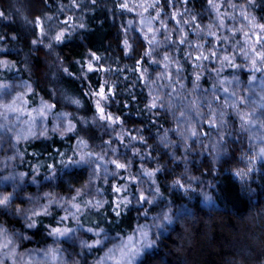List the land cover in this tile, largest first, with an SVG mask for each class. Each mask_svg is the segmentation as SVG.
I'll return each instance as SVG.
<instances>
[{
    "label": "trees",
    "instance_id": "1",
    "mask_svg": "<svg viewBox=\"0 0 264 264\" xmlns=\"http://www.w3.org/2000/svg\"><path fill=\"white\" fill-rule=\"evenodd\" d=\"M123 3H127L131 11L122 8ZM142 4L155 5L146 11V16L155 23L152 31H133L129 27V21H133L131 25L138 24L140 14L134 8ZM212 4L219 6L218 11ZM212 4L209 0H95V3L93 0H0V13L3 14L0 16V49L6 50L0 52V56L7 60V66L4 64L2 68L0 65V85L10 86L16 81L24 83L28 92L24 93L22 102L29 106L30 111H36L45 103L53 105L44 125L49 130L54 127L52 119L63 111L72 113L70 120L76 125L75 131L67 132L64 139L51 131L50 140L44 137L36 139L33 134L27 135L26 140L17 139L12 133L1 131L0 146L3 152H0V168L4 170L0 172V196L14 198L10 208L0 207V226L20 234L17 237V253H42L46 255L43 264H56L58 261L49 263L51 258L48 251L55 250L58 240H61L65 251L69 253L64 261L69 260L71 264L75 261L80 264H93L98 261L100 249L97 246L95 249L91 248L92 252L82 246L83 243L91 244L96 239L92 233L86 231L88 226L104 227L109 237H127L144 222L151 224V216L165 207V203L149 207L144 201L145 208L150 213L149 219L144 220L137 219V211L132 205L124 208L120 203L121 196L128 195L124 189L126 184L130 186L135 198L141 194L138 186L142 181H147L149 188L155 187L147 175H137L147 168L148 171L155 172L156 183L162 189L167 188L166 200L174 203L177 223L167 236H161L157 240L144 264H257L259 257L264 256V163L257 157V147L251 139L249 129L241 128L238 115V112H252V108H256L255 114L260 113L261 120H264L261 115L264 107L261 108L255 103L261 100L260 92H251L249 89L250 86L255 89L253 81L249 83L251 77L258 75L255 79H264V70L251 71L252 65L245 59L247 52L249 57L257 59L256 66L261 63L251 52L250 46L255 47L257 52L264 51V31L258 27L253 28L249 19L255 18L256 24L264 25V0H212ZM157 12L160 15L155 20ZM245 15L249 19H245ZM48 16L52 19L47 20ZM69 17L72 20H68ZM221 20L223 28L220 27ZM81 23L84 27H79ZM208 25L212 26L215 36L206 35ZM73 27L75 32L72 31ZM196 28L201 29L199 36L194 31ZM169 30L170 40L166 38ZM60 32H64L63 42L53 43V49L59 53L58 56L50 55L52 49L44 48V44H32V40H43L46 44L50 36ZM225 36L229 37L227 41L223 39ZM126 37L131 46L127 55L124 47ZM243 37L249 43L247 50L242 48ZM257 37L260 39L257 40ZM181 40L184 42L181 43ZM198 45H203V48ZM165 55L181 61L184 72L180 82L185 84L184 95L188 100H198L202 112L200 117L194 112L189 113L199 133L189 141L193 151L186 154L182 147L183 140L177 132L168 133L166 142H175V156L181 157L180 160H175L170 149H165L163 143L157 142V137L162 136L165 129L180 130L187 127L183 117L179 118V122L175 119L182 106L180 99L173 101L176 107L171 111L167 107L157 106L149 112L147 108L152 102L148 81L154 80L156 74L163 70V63L156 61H163ZM198 56L208 59L198 60ZM224 56H228L239 67H225L221 78L239 76L238 82L233 81L229 93L239 84L240 98H243L244 103L239 104L234 114L227 108V127L221 149L227 146L228 153L225 155L221 151L218 172L212 174L209 171L213 156L212 143L221 130L219 110H222L221 106L226 100L232 99L229 93L216 87V69L220 67L218 61ZM61 64L67 67L72 73L71 76L63 72ZM89 64L92 65V70H89ZM197 65L203 68L202 73ZM146 69L147 76L144 75ZM194 69L197 70L194 72ZM175 72L176 69L172 68L168 72V80H161L160 84L172 81ZM197 76L200 77L197 81L200 87L194 94L189 95ZM101 89L104 90L103 97L99 95ZM126 89H131V94ZM163 92L166 97L170 93L175 95L172 88H165ZM213 93L215 98L212 99V108L218 111L215 126H210L213 115L205 97L212 98ZM65 96L81 99L84 108L77 109L74 104L67 103ZM98 103L104 109L105 116L111 114L115 120L119 117V122L112 127L108 126L107 119L85 125L80 117L89 120L93 116L98 117ZM60 120L63 121V117ZM62 126H65L64 123ZM16 128L14 131L18 130ZM122 129L127 133L123 140L118 135ZM39 132L37 129L32 133L39 135ZM20 133L21 136L27 134ZM138 136H144V141L139 138L132 140V137ZM80 140L86 141L87 147H78ZM13 144L15 147L11 146ZM109 145L117 148L118 153L105 152ZM17 149L24 153V162L20 163L17 156L16 161L8 163L15 165V171L25 172L26 181L39 169V187L29 185L25 189L26 195L41 197L39 204L47 203V198L42 196L47 191L56 199L63 197L83 207L85 199L97 195V187L101 189L100 195L109 200V204L102 210V214L92 213L94 222L91 224L86 222L85 216H81L83 228L78 227L72 218L60 222L59 218L65 213L55 204L52 205L51 217L41 214L36 217V229L25 228L22 217L16 214V209L32 208L36 202L21 197L22 194L16 190L18 181L3 179L13 170L4 167L5 158L16 154ZM134 149H139L140 155H136ZM84 152H95L97 156L103 154L104 160L115 158L126 167L117 169L114 164H108V172L119 171V176L108 175L107 184L103 181L105 165L100 160L95 165L75 166V170L70 166L64 173L65 179L55 184L44 180L53 171L57 176L61 175L62 160L68 157L77 159L75 154ZM185 155L189 157L187 167L191 175L200 176L204 182L212 180L216 183L215 206L210 209L204 206L200 190L211 189H207L204 183L189 185L186 183L187 176L182 175L185 171L182 158ZM128 161H131V175ZM252 163L254 168L251 179L245 182L242 175L237 176L235 173L248 171ZM158 164L163 171H156ZM96 167L101 169V179L92 184L89 181ZM169 179L178 180L188 191L172 188L168 184ZM78 188L82 195H77ZM116 188L121 191L116 192ZM191 188H196L197 191L193 192ZM142 194L147 197L150 193ZM73 197L76 199L73 200ZM117 211H120L119 217L116 215ZM57 227H67L75 231L59 238L48 235ZM24 235L31 239H23ZM153 239H156L155 234ZM17 259L20 257L17 256ZM4 264H13V261Z\"/></svg>",
    "mask_w": 264,
    "mask_h": 264
},
{
    "label": "clouds",
    "instance_id": "2",
    "mask_svg": "<svg viewBox=\"0 0 264 264\" xmlns=\"http://www.w3.org/2000/svg\"><path fill=\"white\" fill-rule=\"evenodd\" d=\"M235 7V6H233ZM25 19H27V17H25ZM47 20H51L52 17L48 16L46 17ZM192 19H194V17H192ZM255 19V18H254ZM29 23H31V21H29ZM38 23V21H37ZM131 26V24H129V27ZM79 27H84V24L81 23L79 25ZM220 27L223 28V20L220 21ZM75 27H73L72 31L75 32ZM182 30V29H181ZM239 30V29H238ZM170 31L169 30V35L166 37L167 39L170 40ZM194 31H196L197 35L199 36L201 33V29L196 28L194 29ZM61 33V32H60ZM64 33V32H63ZM211 33H215L212 29L211 25L207 26V32L206 35H210ZM56 36H50L49 37V42L48 43H44L43 40H32V44L35 45L38 42L41 44H44V48L46 49H52V52L50 53V55H56L58 56L59 53L56 52L53 49V43L54 42H58L56 40ZM71 38V36H69V39ZM223 39L225 41H227L229 39V37L225 36L223 37ZM34 41V43H33ZM127 42V44L124 43V47H125V55H127L130 51H131V46L128 43V38L126 37L124 42ZM59 42H63L62 40ZM152 42H155V37H153ZM203 48V45H201V49ZM145 55H149L148 53H145ZM190 59V57H188ZM251 58V57H249ZM156 63H163L164 68L161 72H158L155 76L154 80H149L148 81V88H149V95L152 98V102L150 103V105L147 106L148 111L151 112L152 108L151 105L153 104V102H155L156 106L161 107V108H165L167 107L168 111H171L173 108L176 107V105L173 103V101L176 98H179L182 106L180 111L176 114V121L179 122V118L183 117L184 118V123L187 125V127H182L180 130L177 129H165L163 132L162 136H158L157 137V142L158 143H163V147L165 149H170V154L174 157L175 160H180L181 157H177L175 156V142H162L164 138H167L168 141V133L170 131H176L177 135L181 137V139L183 140V149L184 152L187 154L191 151H193V149L190 146V139L191 134H190V130L195 128L196 129V124L193 122L192 120V116L189 114L190 112H194L195 115L197 117L202 116V112L199 108V101L198 100H188L187 97L184 95V90H185V84L180 82V78L183 77V72H184V68L181 64V61L179 59H175L173 60L171 57H169L168 55L164 56L163 61H156ZM218 64L220 65V67H218L216 69V77H217V84L216 87L222 88V90L224 91V89H227L228 92L231 89L232 83L233 81H239V76H233L231 79H229L228 77H222L221 78V72L223 71V69L225 67H233L231 64L227 63L225 64V62L222 60L218 61ZM61 67H63V65L61 64ZM125 67H128V65H125ZM175 68L176 72L172 78V81H169L166 84H160L161 80H168V72L172 69ZM258 69L260 70H264V62H261L259 66H257ZM197 69H199L201 71V73L203 72V68L200 65H197ZM197 69H194L193 71L195 72ZM63 72L66 73L68 76H71L72 73L68 71L67 67H63ZM259 72V71H256ZM145 76L148 75L147 69L145 70L144 73ZM199 77V76H197ZM193 81V88L188 92L189 95H192L195 93L196 89L198 87H200V85L197 83V81L200 79H197ZM255 77V75H253V77H251L249 83H251V80H254L253 78ZM108 81H106L107 83ZM173 84H175V88H173ZM227 84V87L225 86ZM29 88H31V85H29ZM165 88H172L173 92L175 93V95L173 96L171 93L169 94L168 97H166L164 95L163 89ZM126 91L131 94V89H126ZM225 92V91H224ZM234 92L235 96L232 97L231 101H225L221 108L222 110H219V123L221 125V130L219 131V136L218 138H214V142L212 143V147H213V156H212V163L211 166L209 168V171L212 174H216L218 172V167L217 165L219 164V160L218 157L221 154V151L227 155L228 153V148L227 146H224L223 149H221V145L224 144V134H225V128L227 127V121H226V115H227V108L231 107L234 110H238V106L240 104V87L239 84L237 85V88L234 90H231V93ZM53 95H55V93H53ZM89 95H91V93L89 92ZM171 97V98H169ZM215 98V93H213L212 98H208L205 97V99H208V107L210 109V111L212 112V115H214L216 117V112L218 111V109H213L212 108V99ZM64 100L67 103L70 104H74L76 106L77 109H82L84 108V102L79 99V98H75L72 96H65ZM262 100H264V96H262ZM161 101H163V103H161ZM2 103V102H0ZM232 105H236V107H232ZM53 107H51L50 109H48L49 113H51ZM252 112L253 114H255L256 112V108H252ZM111 115V114H110ZM72 116V113L67 112V111H63L57 114V122L54 125V127L49 130L47 127H42L39 135H36L35 133H33L34 138L39 139L40 137H44L45 139L50 140L51 136L49 135V131H51L52 133H58L60 136V139H64V136L68 131L69 128L73 129L72 132L75 131L76 129V125L71 123L70 117ZM3 117V123H0V129H4L9 133H12V136L14 138L19 137V139H27L28 137L25 136H21V133L19 130H15V120L10 121L8 119V111H5L2 114ZM63 117V121H61L59 118ZM19 117H16V120H18ZM81 121L87 125L88 123H92L95 124L97 122V120L100 121H104L105 118H101L100 114L99 116H93L89 119H85L84 117H80ZM109 121V120H108ZM119 122V117L116 118V123ZM215 122V121H214ZM61 123H64V127H61ZM11 125V126H10ZM113 123L111 121H109V127H112ZM142 131L141 130H138ZM119 138L121 140L124 139V136L127 135V133L122 129L120 131V133L118 134ZM199 133H197L196 136H198ZM137 138H139L141 141H144L145 137L144 136H138V137H132V140L135 141ZM78 143V147H79ZM12 147H15V145H11ZM110 151L113 154H117L118 153V149L115 147H112L111 145H109V147L107 149H105V152ZM134 152L136 155H140V150L139 149H134ZM87 153V152H84ZM92 156L88 157V163L87 164H76L74 158L72 157H68L71 158L74 163L72 165H68L66 163L67 159L62 160L65 161V163H63V169L61 170V175L57 176L56 172L53 171L51 172L50 175H46L44 177L45 181H50V183H57L59 180L61 179H65L64 173L67 169L71 167H73V169L75 170V166H79V165H95L97 160L103 161L104 162V168H103V172L105 173V175L103 176V181L105 184L108 183V175L111 176H119V171H112V172H108L107 169V165L108 164H112V161L116 160L115 158H109L107 160H104V155L101 154L99 156H97V154L95 152H91ZM17 156H19V160L20 163L24 162V153L19 151V149L16 150V154L12 155V156H7L5 158L4 161V167L5 168H12L13 170L10 171L9 173H7L3 179L5 180H15L18 181V186L16 188V190H18L22 195L21 197L23 199H28L29 201H35L36 205L32 208H28L26 210L21 209V208H17L16 209V214L20 215L23 219V224L24 227L27 229H36L38 227V222L36 217L40 216L41 214L45 215V216H49L51 217L53 215L52 212V205L55 204L58 208H61L64 210V215L61 216L59 218L60 222L66 221L69 219V217H71L75 222L76 225L80 228H83L84 225L81 224V220L80 217L81 216H85V220L88 224H91L94 222V217L92 216V213H101L102 214V210L105 208L106 205L109 204V200L100 195L101 193V189L100 188H95V192L97 193V195H94L91 197V199H85L83 201V207L79 206L78 208H74L73 204H76L72 201H68L65 200L63 197H60L59 199H56L52 193H49L47 191L42 193V196L44 198H47V203L45 204H39L38 201L41 197L39 196H30V195H26L25 194V189H27L29 187V185L31 186H36L39 187L40 181L37 180V176L39 175V169L35 170V175H33L29 180H25V177L27 176V174L23 171H15V165L14 164H10L8 162H12V161H16ZM143 158V157H142ZM185 162V171L184 173H182V175H186L187 176V181L186 183H188L189 185L191 184H197V183H204L206 185L207 189H211V191H207L204 189H201V195L203 198V204L205 206H207L209 209L211 208V206L214 204L213 202L216 199V193H217V187H216V183H213L212 180H208L207 182H204L201 180L200 176H195V175H191L188 172V160L189 157L187 155H185L182 158ZM61 161V163H62ZM254 168V163L250 164L249 166V170L244 172V174L242 175L245 182H247L248 180L251 179V171ZM118 169V168H117ZM128 169H129V174L131 175V161H128ZM4 170V168H0V172H2ZM73 170V171H74ZM157 172L163 171L161 165H157L156 168ZM148 172L147 168H144L141 170V173H138L137 175H146V173ZM101 169L99 167H96L94 169V174L92 175L89 183L94 184V182L96 180L101 179ZM149 180H151L152 184L155 185L154 188H149L148 186V182L147 181H142L141 184L138 186L141 193H145L148 192L150 193L146 198L147 200V205L149 207H152L154 205L159 206V203H165V207L157 214L152 215L151 216V224H145L142 228L137 229V231L140 232L141 234V238L137 240L135 247L136 248H141L142 246H148L151 247V245H155L157 240L160 239L161 236H167L169 234V230L171 228H174L176 223H177V218L174 215V203L173 201H167L166 200V196H165V192L167 191V188L162 189L160 184L156 183V180L154 178V176H148ZM178 180L175 179H169L168 180V184L171 185L172 188H181L184 189L185 192L188 191V189H185V185H183L182 187H179L177 185ZM67 182V181H66ZM88 185H85V187H87ZM125 191L128 193L127 196H121L120 198V203L124 206V208H128L130 205H132L135 210L137 211V219L139 218H143L144 220H148L150 217V213L149 211L145 208V204L144 201L140 200L139 197L135 198L131 192L130 186L129 185H125L124 186ZM191 191L195 192L197 191L196 188H191ZM77 195H82L83 193L81 192V189H77ZM252 192H255V189H252ZM74 200V199H73ZM11 207V203L8 204L7 206H5V209H8ZM39 209V210H37ZM70 209H74V211H70ZM124 209H121V211H123ZM87 213V215H86ZM117 217L120 216V211L116 212ZM129 226H131V224L129 223ZM54 229V228H53ZM61 229V233L63 234V236H57L56 234L53 233V231L51 230L48 235H54L57 238L59 237H64L66 235H68L71 232H74L75 229H71V228H60ZM86 231L89 233H93L96 237L95 241L91 244L89 243H83V247L88 248L89 250H91V248L95 247V246H100L103 245L105 240L108 239V235L106 234V229L104 227H92V226H88L86 228ZM105 234V235H102ZM142 233H146V238H144L142 236ZM152 233H155L156 239L152 238ZM18 235H20L18 232L17 233H13L10 232L9 229L7 227L4 226H0V237L3 238V244L5 246V250L2 252V254H0V264H4V260L5 259H11L13 261V264H26V261L24 259V255L23 254H19L16 252V247H17V237ZM23 239L28 240L31 239V237L24 235ZM142 242V243H141ZM9 243L11 244V247H7L9 245ZM121 245H116L113 244L112 247L108 248L107 252L105 253V255L103 257H101L98 261H94L93 264H106L108 259H111V255L110 254H114L115 252L118 251L119 253V258H120V264H137L138 260L140 259V256L132 251V245L128 244L127 242L123 241V238L121 237ZM57 251H59V248H57ZM19 256L20 259H16V257ZM61 264H67V261H64L63 259H61ZM74 264H80L79 261H75ZM257 264H264V256L259 257V259L257 260Z\"/></svg>",
    "mask_w": 264,
    "mask_h": 264
},
{
    "label": "rangeland",
    "instance_id": "3",
    "mask_svg": "<svg viewBox=\"0 0 264 264\" xmlns=\"http://www.w3.org/2000/svg\"><path fill=\"white\" fill-rule=\"evenodd\" d=\"M134 9H135V11H138L137 14H140V15L138 17V24H132L131 25L132 30L133 31H136V30H138V31H144L145 30L146 31V30L149 29V27H151V29H152L154 27L155 23L152 21V19H150L148 16H146L147 13L144 10V8H142L140 6V7H137V8L135 7ZM142 13H143V16H141ZM141 20H144L145 23L141 24ZM155 20H157L156 17H155ZM132 23H133V21H132ZM242 48H243V50H247L249 48V43L246 41V39L244 37H243V47ZM5 61L7 62V60L3 56H0V65L2 66V68L4 66V63H2V62H5ZM247 61L250 62V60H247ZM257 76L258 75H255V77H257ZM252 81H253V87L255 89L251 88V86H250L249 89H250L251 92H254V91L255 92L256 91L260 92L259 99H261V100L255 102V103H256L257 106H261V105L264 104V100H262V96H264V79L263 78H258V79H254ZM2 87H3V84L0 85V102H2V103H0V109H1V111H0V123L4 122L2 114L6 111L2 107V105L4 103H9L10 102L9 100H4L3 99L4 89ZM9 91H10V93L13 96H15L17 94L23 96L24 93L28 92L27 86H25L24 83L17 82V81L15 83H12L9 86ZM17 105L21 109L20 111L8 112V119L10 121H12V120L16 121V123H15V127H17L16 129H18L21 132L28 133L29 131L30 132H35L37 129L41 130V128L44 127L45 122L49 118L50 114H49V112L47 110H44L45 114H44L43 117H41L39 115V111H40V109L42 107L41 105L37 108L36 111H30L29 110V106L27 104H24L22 101H18ZM261 108H263V107H261ZM228 110L231 113H233V114L235 113V111H237V110H234L231 107H229ZM216 114H217V112H216ZM259 115H260V113L257 114L256 116H259ZM16 117H19V119L16 120ZM33 118H35V119H33ZM60 118L62 119V117H60ZM56 122H57V116L52 119L53 125H55ZM62 124L63 123H61V127H63ZM1 131H4V129H0V134H1ZM249 131H250V134H251V139L254 142V145L257 147L256 150H257V153H258L260 147H264V141L261 140V137H264V129H262L260 127V124L257 122L255 127H252L251 129L249 128ZM0 152H3L1 150V146H0ZM259 160H260V162L264 163V159L259 158ZM213 203L214 204L211 207L215 206V202H213ZM70 211H74V209H70ZM69 218H71V217H69ZM145 224L150 225L149 222H144L139 227L135 228V231L132 234L128 235L127 237H122L123 241L127 242L128 238L132 237L133 238L132 245L135 246L137 240L141 238V234H140L139 231H137V229L142 228ZM154 234L155 233L151 234L152 238H154ZM92 235L95 237V235L93 233H92ZM102 235H105V234H102ZM113 244L122 246L121 245V237H118V236L109 237V235H108V239L105 240L104 244L100 245V246H97L100 249V258L105 255V253L107 252L108 248L112 247ZM7 247L10 248L11 244L9 243V245ZM64 247L61 244V240H58L56 249L48 251L49 258H51L49 263H51V262L52 263L53 262L56 263V261H58V263H56V264H59V261L61 262V259L64 260L65 256L68 257L69 253L67 251H65ZM57 248H59V251H57ZM95 248H96V246L93 247L92 249H95ZM4 250H5V246L3 244V238L0 237V254H2V252ZM91 252H92V250H91ZM22 254L24 255V259L26 261V264H43L44 263V259L46 257V255H43L42 253L38 254L36 252L35 253H31V254H24V253H22ZM110 255H111L112 258L108 259L106 264H120V258H119L118 251L115 252L114 254H110ZM16 259H17V257H16ZM10 260L11 259H5L4 263H6L7 261H10ZM96 260H98V259H96ZM70 262L71 261L67 260V264H71Z\"/></svg>",
    "mask_w": 264,
    "mask_h": 264
},
{
    "label": "snow or ice",
    "instance_id": "4",
    "mask_svg": "<svg viewBox=\"0 0 264 264\" xmlns=\"http://www.w3.org/2000/svg\"><path fill=\"white\" fill-rule=\"evenodd\" d=\"M93 3H95V0H93ZM209 3L212 4V0H209ZM140 6H141L142 8H144L145 11H147V9H148L149 7H155L154 4H147V5H143V4H142V5H140ZM212 6H213L214 8H216L217 11H218V7H219L218 5L212 4ZM121 7L124 8V9H128L129 11H131V9H129V6H128L127 3H123V4H121ZM2 15H3V14L0 13V16H2ZM159 15H160L159 12H157V17H156V18H159ZM245 19H249V17H248L247 15H245ZM68 20H72V17H69ZM65 23H67V22H65ZM131 23H132V21H129V24H131ZM143 23H145V21H144V20H141V24H143ZM149 23H150V22H149ZM249 24H250L253 28H257V27H258V28H260L262 31H264V25H258V24H256L254 18L249 19ZM38 26H39V22H38ZM148 30H149V31H152L151 27H149ZM40 31H41V33H43V28H42V26H40ZM210 35H211V36H215L216 33H211ZM245 35L247 36L248 34L245 33ZM63 36H64V33H63V32L59 33V34L56 36V40H57L58 42L61 41L62 38H63ZM13 39H14V37H13ZM259 39H260V37H257V40H259ZM183 42H184V41L181 40V43H183ZM33 43H34V41H33ZM124 43L127 44L126 41H125ZM198 47H201V46L198 45ZM250 50H251L252 53H254V56H255V57H258V58H259L260 62H264V51H259V52H257L256 49H255V47H251V46H250ZM4 51H6V50H5V49H0V52H4ZM93 55H94V54H93ZM212 55L215 56V53H212ZM201 58H203V59H208V57H200V56L197 57L198 60L201 59ZM96 59L99 60V57H96ZM245 59H246V60H250V63H251V65H252L251 71H253V72H256V71H262V70L258 69L257 66H256V65H257V59H256V58H249L247 52L245 53ZM223 61H224V62L226 61L227 63L231 64V65H232L233 67H235V68H238V67H239V65H236V64L233 62V60L230 59L228 56H224V57H223ZM2 63H4L5 66H7V62H6V61H5V62H2ZM88 68H89V70H92V65L89 64V65H88ZM197 79H199V77H197ZM253 79H255V77H254ZM3 89H4V92H3V99H4V100H9L10 102H9V103H4V104L2 105V107H3L6 111H8V112H16V111H20L21 109L18 107L17 102H18V101H23V96H22V95H19V94L13 96V95L10 93V91H9V86H8V85H4V86H3ZM30 90H31V89L29 88V91H30ZM224 91H225V93H229L227 89H224ZM99 95L102 96V97L104 96V90H103V89L100 90ZM229 95H230L231 97H234V96H235V93L232 92V93H229ZM241 103H244L243 98H240V104H241ZM51 107H54V106H53V105L46 104V103H45V104H42V107H41V109H40V111H39V115H40L41 117H43L44 114H45V111H44V110H45V109H50ZM151 107H153V108L157 107L156 104H155V102H153V104L151 105ZM232 107L235 108L236 105H232ZM261 107H264V105H261ZM97 108H98V110H99V114H100L101 118H105V119L111 121L113 124L116 123V120L113 119V117H112L110 114L107 115V116H105L104 109H103L102 107H100L99 103L97 104ZM238 115H239V119H240V121H241V128H242V129L247 130V129H249V128L255 127L256 124H257V122H259V123H260V127H261L262 129H264V120H261V117H260V116H256L255 114H253V112H243V113H239V112H238ZM261 115L264 116V113H261ZM33 119H35V118H33ZM215 119H216V117L213 115V118H212V121H213V122H212V124H211L210 126H215V124H214ZM68 131H69V132H72L73 129L69 128ZM32 134H33V133L29 131V132L25 135V137H27V135H32ZM190 134H191V137H196V135H197V131H196V129H195V128L191 129V130H190ZM17 139H19V137H17ZM261 140L264 141V137H261ZM166 141H167V138H164L162 142H166ZM78 143L81 144V145H84L85 147H87V142L84 141V140H80ZM61 155H63V154H61ZM75 155L78 156V158L75 160V163H76V164H87V163L89 162V161H88V157H91V156H92V153H91V152H87V153H83V154H81V153H76ZM257 157H258V158H261V159H264V147H260V149H259V151H258V153H257ZM248 159H252V158H248ZM63 163H65V161H62V164H63ZM66 163H67L68 165H72V164L74 163V161H73L71 158H68L67 161H66ZM112 164H114V165L116 166V168H118V169H123V168L126 167L125 164L120 163V162L117 161V160L112 161ZM235 174H236L237 176H241V175H243L244 173L237 172V173H235ZM146 175H148V176H155V172H154V171H148V172L146 173ZM176 183H177V185H178L179 187H182V186H183L182 184H180L179 181H177ZM115 191H116V192H120L121 189H120V188H116ZM13 198H14L13 196H7V195H5V196H0V207H5V206H7L8 204H10V203L12 202V199H13ZM73 199L75 200L76 197H73ZM139 199L142 200V201L147 202L145 196H144L142 193L139 195ZM73 207H74V208H78L79 205H78V204H73ZM52 231H53V233L56 234L57 236H63V234L61 233V229H60L59 227L52 229ZM146 235H147L146 233H142V236H143L144 238H146ZM132 240H133L132 237H129V238H128V244H129V245H132ZM141 243H142V242H141ZM154 247H155V245H151V247H148V246H142L141 248H136L135 246L132 245V251L135 252V253H137V254L140 256V259L138 260L137 264H141V261H143V264H144L145 259L147 258V256L149 255L150 251H151Z\"/></svg>",
    "mask_w": 264,
    "mask_h": 264
}]
</instances>
